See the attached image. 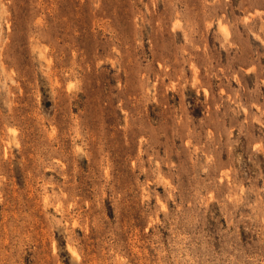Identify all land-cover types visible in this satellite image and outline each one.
Returning a JSON list of instances; mask_svg holds the SVG:
<instances>
[{"label": "rangeland", "instance_id": "obj_1", "mask_svg": "<svg viewBox=\"0 0 264 264\" xmlns=\"http://www.w3.org/2000/svg\"><path fill=\"white\" fill-rule=\"evenodd\" d=\"M0 264H264V0H0Z\"/></svg>", "mask_w": 264, "mask_h": 264}]
</instances>
